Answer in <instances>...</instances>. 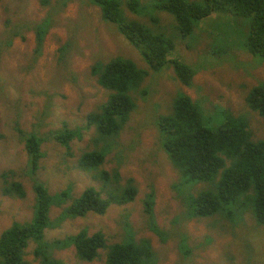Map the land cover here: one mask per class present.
Masks as SVG:
<instances>
[{
  "label": "rangeland",
  "instance_id": "374dc122",
  "mask_svg": "<svg viewBox=\"0 0 264 264\" xmlns=\"http://www.w3.org/2000/svg\"><path fill=\"white\" fill-rule=\"evenodd\" d=\"M127 1L121 0L125 17L172 39L176 48L168 54V60H182L197 75L194 86L188 88L181 84L172 64L159 72L150 71L140 91L130 95L136 100L137 108L126 128L115 138L101 137L94 126L87 128L88 115L109 98V91L92 75V67L98 61L125 58L134 61L140 69L149 70L140 52L115 24L102 18L101 8L91 5L89 0H50L46 7L40 0L0 3V237L14 223L33 220L38 182L46 183L52 196L70 188L71 194L65 202L68 206L89 187L101 190L103 184L79 169L78 160L83 153L103 150L110 144L113 149L102 169L111 173L118 168L120 179L118 184L109 183L107 191L126 186L131 180L138 189L135 201L124 206L112 205L103 216L89 213L66 221L59 220L66 205H54L58 204L56 201L50 209L46 241L63 239L86 229L90 235L104 231L111 244L119 242L126 226L131 225L141 229V236L151 239L158 264H264V226L255 224L250 214L247 224L235 231L223 215L178 222L176 218L181 211L190 212L191 197L212 185L181 184L182 179L161 148L163 135L157 125L158 116L169 114L176 97L182 93L204 106L203 119L212 129L229 118L220 108L230 106L233 113H238L244 107L241 113L249 114L246 101L249 94L255 87L264 85V57H254L247 49L251 19L222 10L197 21L195 33L182 38L174 16L155 9L158 1L151 0L147 10L138 14L125 10ZM48 16H52L53 26L46 36L41 58L34 63L36 35L32 24ZM12 34L17 36L13 40ZM67 43L71 47L60 61V48ZM255 114L261 125L252 121L254 139L264 140V120ZM64 122L71 129L83 128L82 138L71 142L70 151L50 136ZM19 130L43 138L44 156L36 174L31 171L25 136L23 139ZM120 151L125 155L122 161L118 158ZM4 172L9 175L3 177ZM14 181L23 184L26 198L3 195L2 189ZM152 187L156 223L161 230L169 232L165 245L149 229V216L145 212V201ZM53 221L59 222L54 228ZM217 224L226 227L221 229ZM186 242L197 244L191 258L183 257L185 252L180 250V245ZM36 248V242L30 240L24 256L30 264L42 263L35 254ZM52 256L65 264H104L106 260V252L101 251L100 259L83 262L74 247L55 248Z\"/></svg>",
  "mask_w": 264,
  "mask_h": 264
},
{
  "label": "trees",
  "instance_id": "16d2710c",
  "mask_svg": "<svg viewBox=\"0 0 264 264\" xmlns=\"http://www.w3.org/2000/svg\"><path fill=\"white\" fill-rule=\"evenodd\" d=\"M2 1L0 0V3ZM40 1L44 7L50 4V0ZM89 1L91 5L101 8L102 18L117 26L119 32L140 52L149 67V70L140 69L134 61L125 58H114L106 63L98 61L92 67V75L109 91V98L96 112L88 115L87 128L94 126L101 137L115 138L126 128L132 112L137 108L136 100L130 95L135 90L140 91L150 71L159 72L172 64L177 78L188 88L194 86L197 71L182 60L170 62L168 54L176 48L174 41L161 32H153L140 21L127 19L122 10L121 0ZM145 1L128 0L125 10L132 14H138L143 9L145 11L151 0ZM156 1H158L155 5L156 10L166 11L174 16L182 38H188L195 33L197 21L222 10L239 18H250L248 52L254 57H264V0ZM51 17L32 24V30L36 35V47L32 57L34 63L43 54L46 36L53 26ZM16 37L12 34L11 40ZM69 47L71 45L67 43L60 48V61L68 54ZM246 101L249 106L248 115L241 113L244 107L238 113H233L230 106L226 109L220 108L219 110L225 112L229 118L213 129L203 119L204 106L184 93L176 97L169 114L158 116V130L163 135L161 148L168 154L173 168L182 179L181 184L205 182L212 185L199 191L197 196L191 197L188 206L190 212L185 214L181 211L176 218L178 222L192 218L213 219L217 215H223L232 224L231 229L235 231L247 224V214H250L255 224L264 226V140L254 139L255 130L252 123L255 120L259 126L261 125L255 113L264 120V85L255 87ZM82 130L83 128L79 126L77 129H71L64 122V126L52 130L50 136L56 143L69 150L72 141L82 138ZM19 132L23 139L25 136L24 142L30 157L31 171L36 174L44 156L41 151L43 138L36 134L27 135L20 130ZM111 148L108 144L103 150H91L81 155L78 168L103 185L101 190L95 187L87 188L70 206L65 203L71 194L70 188L52 196L46 183L35 184V216L32 221L14 223L2 233L0 264H30L24 259L30 240L37 244L35 254L41 258V264H65L52 256V250L69 247H74L77 257L83 262L98 260L101 251H105L104 264H158V254L151 239L145 235L141 236V229L131 225L126 226V231L119 242L111 244L108 243L109 239L104 231L90 235L86 229L63 239L51 242L45 240L46 229L50 226V209L56 201L58 204L54 205L60 207L66 205L59 217L61 221L85 217L89 213L103 216L112 205L124 206L135 201L138 189L131 180L126 186L107 191L109 183L118 184L120 179L118 168L111 173L102 169ZM124 156V152L120 151L118 158L122 161ZM9 172H4L2 176L7 177ZM104 191H107L106 196ZM2 192L4 196L26 198V191L21 182L9 183ZM145 204V212L149 216V229L160 237L163 245L167 244L169 237L166 234L169 232L161 230L154 217L156 206L154 187L151 188ZM58 223L53 221L52 228ZM217 226L221 229L226 227L224 224ZM196 248L197 244L191 245L189 242L180 245V250L185 252L182 253L185 258L193 257Z\"/></svg>",
  "mask_w": 264,
  "mask_h": 264
},
{
  "label": "clouds",
  "instance_id": "9594fccd",
  "mask_svg": "<svg viewBox=\"0 0 264 264\" xmlns=\"http://www.w3.org/2000/svg\"><path fill=\"white\" fill-rule=\"evenodd\" d=\"M102 87H103V86H102ZM202 183L207 184V183H205V182H202ZM204 218H208V217H204Z\"/></svg>",
  "mask_w": 264,
  "mask_h": 264
}]
</instances>
